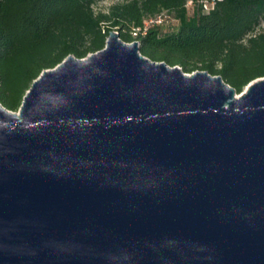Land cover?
<instances>
[{
  "label": "water",
  "instance_id": "water-1",
  "mask_svg": "<svg viewBox=\"0 0 264 264\" xmlns=\"http://www.w3.org/2000/svg\"><path fill=\"white\" fill-rule=\"evenodd\" d=\"M0 264H264V76L242 92L111 30L0 102Z\"/></svg>",
  "mask_w": 264,
  "mask_h": 264
},
{
  "label": "trees",
  "instance_id": "trees-1",
  "mask_svg": "<svg viewBox=\"0 0 264 264\" xmlns=\"http://www.w3.org/2000/svg\"><path fill=\"white\" fill-rule=\"evenodd\" d=\"M102 0H0V102L18 110L33 81L69 55L87 57L105 47L111 30L133 41L131 29L169 10L176 30L152 27L141 52L179 65L186 72L207 70L238 93L264 76V0H123L96 10ZM197 7L189 16L188 2Z\"/></svg>",
  "mask_w": 264,
  "mask_h": 264
},
{
  "label": "built area",
  "instance_id": "built-area-1",
  "mask_svg": "<svg viewBox=\"0 0 264 264\" xmlns=\"http://www.w3.org/2000/svg\"><path fill=\"white\" fill-rule=\"evenodd\" d=\"M201 2L204 10L209 11L214 7L216 0H202ZM173 16L172 12L165 9L157 14L146 17L142 25L132 27L131 34L133 41H140L152 27L167 25L171 22Z\"/></svg>",
  "mask_w": 264,
  "mask_h": 264
},
{
  "label": "rangeland",
  "instance_id": "rangeland-1",
  "mask_svg": "<svg viewBox=\"0 0 264 264\" xmlns=\"http://www.w3.org/2000/svg\"><path fill=\"white\" fill-rule=\"evenodd\" d=\"M121 1H123V0H102L98 4L95 5V8H96V10H100V9L107 10L112 4H114L116 2H121ZM196 7H197V5L195 2H193V1L188 2L189 16H192L194 14ZM178 26H179V21L177 20V18L175 16H173V19L171 20L170 23L162 26V31L163 32L173 31V30H176L178 28ZM261 29H264V24L261 26ZM188 73H192V72H188ZM245 88H244V90H245ZM12 111L19 112V109L18 110H12Z\"/></svg>",
  "mask_w": 264,
  "mask_h": 264
}]
</instances>
